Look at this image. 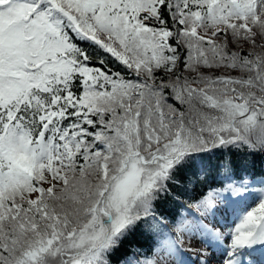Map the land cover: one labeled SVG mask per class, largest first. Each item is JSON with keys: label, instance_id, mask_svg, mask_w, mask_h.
I'll use <instances>...</instances> for the list:
<instances>
[{"label": "snow or ice", "instance_id": "obj_1", "mask_svg": "<svg viewBox=\"0 0 264 264\" xmlns=\"http://www.w3.org/2000/svg\"><path fill=\"white\" fill-rule=\"evenodd\" d=\"M257 153L264 0H0V264H170L185 235L264 253V187L233 179ZM221 170L227 237L196 216L219 192L170 229L161 205ZM142 229L159 251L127 255Z\"/></svg>", "mask_w": 264, "mask_h": 264}, {"label": "trees", "instance_id": "obj_2", "mask_svg": "<svg viewBox=\"0 0 264 264\" xmlns=\"http://www.w3.org/2000/svg\"><path fill=\"white\" fill-rule=\"evenodd\" d=\"M232 159L234 167L233 174H237L236 177L241 176L244 172L248 173V176L250 177L264 175V155L259 153L248 156L238 155ZM221 172L225 179L226 177L223 174V170ZM188 177L191 183L186 184V194H180L177 196L176 200L164 202L160 207L159 211L163 213V216L166 217L170 222L174 221L178 210L182 209L181 205H183V203L181 200L189 203V201H191V197L198 198L199 196L204 195L209 189L222 184L216 180V173H213L212 176L207 179H205L203 176H194L191 173L188 174ZM152 237L153 235L147 229H142L141 232L138 233L134 238L133 243L126 246V254L129 255L134 251H140L142 248L148 247L152 242ZM121 257H123V255L120 256V259ZM118 262L119 260H116L114 261V264Z\"/></svg>", "mask_w": 264, "mask_h": 264}, {"label": "rangeland", "instance_id": "obj_3", "mask_svg": "<svg viewBox=\"0 0 264 264\" xmlns=\"http://www.w3.org/2000/svg\"><path fill=\"white\" fill-rule=\"evenodd\" d=\"M260 186L258 187H253V195H250L247 197V204H252L253 200L256 198V195L259 194V191L261 188H259ZM227 192V191H226ZM220 193V197H224V198H227L225 200H220L219 203H217L215 205V207L213 208V210L205 215V216H199L200 220L203 221L204 224L208 225L209 227H212V226H215L218 230H221L224 232L225 234V237L226 236V233L229 234L234 225L237 224L239 222V219L242 215V212H243V209L245 207V203L243 201H236L234 197H230V194L228 193L225 194L224 192H219ZM219 199V198H218ZM242 204V206L239 208L240 209V212H239V217L236 221L230 223V224H224L222 222H220L222 219H224L225 217L223 216V213L222 211H225L228 207L230 206H240ZM194 209H192L191 212H193ZM190 212V211H189ZM214 212L216 213V215L214 214ZM193 217H189L188 219H192ZM181 239L184 240V243L183 245L181 246V250L179 253H181L182 251L185 253V255H195L197 257V259L199 260V263L202 264V261H203V258H204V255H203V252L202 250H206L208 252H212L213 254L217 255L215 260L217 258H219L220 262H221V258L223 256V253L225 251H227V242H225V244L220 247V246H215L213 245L211 248H207L205 247L202 242H201V238L200 237H196L195 239H192L190 237H188L187 235L181 237ZM254 247H261L259 245L257 246H254ZM243 249H240L241 251H237V253L235 254V256H243ZM249 249V248H247ZM179 253H177L174 257H168V260L170 262V264H181V262H183V264H186L187 262V259L184 257V256H180ZM203 255V257H202ZM255 259V256L253 257ZM202 259V261H201ZM255 262L258 261V259H255L254 260ZM254 261H252L251 263L253 264ZM215 264H217V262H215Z\"/></svg>", "mask_w": 264, "mask_h": 264}]
</instances>
